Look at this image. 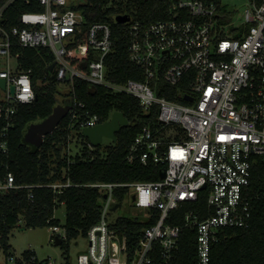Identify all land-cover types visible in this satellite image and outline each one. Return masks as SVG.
Listing matches in <instances>:
<instances>
[{
    "label": "built area",
    "instance_id": "built-area-1",
    "mask_svg": "<svg viewBox=\"0 0 264 264\" xmlns=\"http://www.w3.org/2000/svg\"><path fill=\"white\" fill-rule=\"evenodd\" d=\"M13 1L0 9V21ZM38 1L44 11L23 14L20 25L10 31L0 24V78L7 83L0 112L8 123L18 104L36 100L30 72H18L11 64L15 44L51 50L60 83L71 87L76 78L82 79L138 99L145 114L158 110L156 122L136 135L128 162L159 166L164 178L89 185L103 195L101 218L88 231V251L79 255V264H173L184 226L197 234L196 263L210 264L212 247L224 230L250 226L249 188L255 169L264 163V0H248L242 25L234 27L236 11L223 0H168V17L152 23L131 16L126 23L128 56L144 80L124 83L109 79L106 61L114 51L110 24L90 25L86 44L73 47L86 21L78 7L91 6L88 0ZM110 1L109 8L116 0ZM90 52L94 58L86 72L74 67L72 59ZM84 109L75 101L69 114L74 119L86 116L83 128L98 125V116L81 113ZM1 147L6 150L5 144ZM14 182L8 174L0 189L13 188ZM125 189L124 202L146 214L140 220L158 215L156 223L144 229L132 258L127 236L111 219L121 207L115 194ZM201 200L204 207L186 212L183 227L168 223L182 205ZM59 228H51L53 235Z\"/></svg>",
    "mask_w": 264,
    "mask_h": 264
},
{
    "label": "trees",
    "instance_id": "trees-1",
    "mask_svg": "<svg viewBox=\"0 0 264 264\" xmlns=\"http://www.w3.org/2000/svg\"><path fill=\"white\" fill-rule=\"evenodd\" d=\"M92 5L80 6L86 21L81 34H78L73 47L86 44L87 32L94 23L111 25L114 51L106 64L109 79L113 83L128 80H144L143 71L131 63L128 56L129 37L127 24L113 20L114 15H130L133 18L152 23L168 17V0H128L125 5L107 7L110 0H88ZM8 0H0V9ZM116 4V2H115ZM38 0H14L3 13L1 26L10 31L19 26L21 17L28 12L44 11ZM12 56L20 72H30L36 100L31 104H18L11 123L0 112V183L7 182L8 174L14 177V187L0 189V247L7 261L14 264H50L48 260L39 261L35 251H25L20 259L15 258L9 245L11 232L24 221L25 228L60 227L55 217L59 206L66 207L64 229L66 237L52 235L61 246L64 256L69 259L71 242L80 236L87 237L89 229L99 222L103 195L100 190L89 187L96 183H131L135 181H158L162 168L152 163L144 166L139 162H128V153L136 135L145 125L156 122V107L145 114L138 99L125 94L94 86L76 78L69 89H63L56 80L55 71L49 73V66L55 62L48 48H26L15 44ZM94 54L72 59L74 67L88 70ZM175 90V89H172ZM168 99L170 94L160 93ZM78 101L85 105L83 111L97 115L99 124L107 122L114 112H121L129 121L117 133L113 145L93 148L82 135L84 117L73 118L69 114L54 130L45 137L43 145L35 149L26 138L30 124L49 117L59 104L74 105ZM183 102V101H181ZM88 117V116H87ZM73 133L80 141V149L73 156L63 152L69 148ZM6 145V150L2 145ZM70 184L60 190L53 184ZM128 190L117 191V202L122 206ZM252 204V220L248 228L226 229L221 240L211 250L210 264H264V163L255 169L249 188ZM204 200L198 204H184L170 214L168 221L172 226H184L186 212L204 207ZM158 215L152 220L142 221L129 217L117 219L114 227L127 236L131 258L138 247L145 228L156 223ZM196 231L183 228L178 251L173 264L196 263ZM8 264V263H5ZM69 264V263H67Z\"/></svg>",
    "mask_w": 264,
    "mask_h": 264
},
{
    "label": "rangeland",
    "instance_id": "rangeland-1",
    "mask_svg": "<svg viewBox=\"0 0 264 264\" xmlns=\"http://www.w3.org/2000/svg\"><path fill=\"white\" fill-rule=\"evenodd\" d=\"M128 0H116L115 5H125ZM223 4L229 10H235L236 16L234 19V26H241L244 21V12L249 8L248 0H223ZM230 27L226 28L228 33ZM15 66V60L12 61ZM63 89H69V85L64 83L61 84ZM4 97L3 93L0 91V100ZM76 134L73 133L70 139V145L67 150L63 152L75 155L80 149V141ZM79 144V145H78ZM114 142L109 139H104L102 146L113 145ZM144 212L138 211L130 203V201H125L123 206L111 213V219L117 220L120 217H129L131 219H144L146 218ZM55 217L60 220L61 226L59 228V233L57 235H63L65 233L64 225L66 222V207L64 205L59 206L55 212ZM52 229L37 228V229H27L25 228L24 221H21L20 225L16 227L10 235L9 245L11 247V252L14 254L15 258L20 259L25 251L32 250L36 252L39 261L48 260L50 264H79L78 257L80 254L86 253L88 251V241L85 237L80 236L71 242L69 259L64 256V252L57 243L56 239H52ZM14 264L13 261H7L6 256L0 247V264Z\"/></svg>",
    "mask_w": 264,
    "mask_h": 264
},
{
    "label": "water",
    "instance_id": "water-1",
    "mask_svg": "<svg viewBox=\"0 0 264 264\" xmlns=\"http://www.w3.org/2000/svg\"><path fill=\"white\" fill-rule=\"evenodd\" d=\"M130 19V15H118L116 17V22L119 24H126ZM55 66L56 62L49 66L50 73L53 72ZM6 84V79L0 78V88L5 90ZM10 92L11 94L15 93V86H11ZM185 99L192 100L189 97H186ZM71 110V106L59 104L54 108L52 114L45 120L30 124L26 131V138L30 145L35 149L40 148L44 143L45 137L54 132L59 124L68 116ZM129 124V121L125 118L123 113L114 112L107 122L98 124L94 127L83 128L82 135L88 140L91 147L96 148L102 145L104 139H109L116 143L117 133L123 127L129 126ZM160 177L164 178V174ZM104 198H107V196L105 195ZM117 207L118 205L113 209L115 210Z\"/></svg>",
    "mask_w": 264,
    "mask_h": 264
},
{
    "label": "crops",
    "instance_id": "crops-1",
    "mask_svg": "<svg viewBox=\"0 0 264 264\" xmlns=\"http://www.w3.org/2000/svg\"><path fill=\"white\" fill-rule=\"evenodd\" d=\"M50 51H51V50H50ZM13 60H15V62H16V59H14L13 56H12L11 64H12L13 68L16 69V70L18 71V68H17L16 63H15V66L13 65V62H12ZM55 62H56V60H55ZM56 66H57V64H56ZM56 66H55V68H54V70H53V72L55 71V74H56ZM18 72H20V71H18ZM49 73H50V72H49ZM51 73H52V72H51ZM69 87H70V86H69ZM0 89H1V90H0L1 92L4 91V89H2V88H0ZM2 93H3V92H2ZM0 101H1V100H0ZM62 105H64V106H71V105H65V104H62ZM71 107H72V106H71ZM68 115H69V114H68Z\"/></svg>",
    "mask_w": 264,
    "mask_h": 264
}]
</instances>
